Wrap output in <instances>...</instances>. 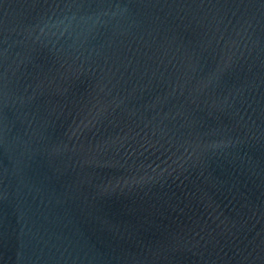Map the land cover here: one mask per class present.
Here are the masks:
<instances>
[{
    "label": "water",
    "instance_id": "95a60500",
    "mask_svg": "<svg viewBox=\"0 0 264 264\" xmlns=\"http://www.w3.org/2000/svg\"><path fill=\"white\" fill-rule=\"evenodd\" d=\"M0 264H264V0H0Z\"/></svg>",
    "mask_w": 264,
    "mask_h": 264
}]
</instances>
